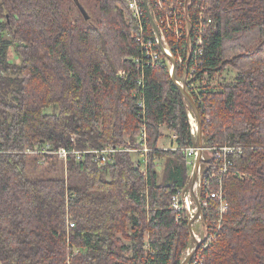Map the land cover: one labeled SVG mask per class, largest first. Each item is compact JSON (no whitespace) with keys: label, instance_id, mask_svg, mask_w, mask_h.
<instances>
[{"label":"trees","instance_id":"obj_1","mask_svg":"<svg viewBox=\"0 0 264 264\" xmlns=\"http://www.w3.org/2000/svg\"><path fill=\"white\" fill-rule=\"evenodd\" d=\"M79 1L88 20L74 0H0V264H182L189 221L185 214L177 221L171 206L175 191L190 183L186 149L198 145L189 103L168 66L145 70L154 148L145 175L125 151L142 121L133 96L135 22L123 0ZM210 5L215 24L201 70L231 68L237 78L204 104L193 98L204 146L247 147L235 159L247 177L225 180L228 214L189 264H264V0ZM162 126L171 140L165 150L158 147ZM46 144L121 151L104 166L92 154H71L65 163L53 153H26ZM211 160L208 154L204 170Z\"/></svg>","mask_w":264,"mask_h":264},{"label":"built area","instance_id":"obj_2","mask_svg":"<svg viewBox=\"0 0 264 264\" xmlns=\"http://www.w3.org/2000/svg\"><path fill=\"white\" fill-rule=\"evenodd\" d=\"M123 1L135 22L133 38L137 41L140 48V53L132 61L139 72L137 79L138 88L133 96L136 100L138 117L142 120L135 146L129 147L125 151L132 154L135 163L146 175L148 172L149 154L154 148L150 147L148 143L147 106L143 94L145 70L147 68L151 70L168 66L170 76L172 77L175 71L177 84L185 88L192 97L198 98L201 104H204L203 100L205 97L210 98L221 88L223 84L218 81L223 77V74L201 70V57L205 52V36L215 24V20L211 15L210 4L212 0H151V2L149 0V7L156 22L159 35L151 23L147 26L146 11L143 10L140 0ZM173 59L175 63L172 61ZM119 75L122 79H127L128 71L125 69L120 70ZM188 116L192 135L197 137L198 120L191 107L188 111ZM194 125H196V131ZM247 149L243 145L232 143L204 146L202 163L206 161L208 154L212 157V160L206 170H204L201 163L198 179L194 185L192 184V177L198 156V148L190 147L186 149L187 157L191 159L190 164L192 165L190 183L187 187L175 191L172 197L171 209L177 211V221L180 220L183 214L187 215L188 221H190L198 211L193 196V194H196L201 204V213L195 222L220 223L218 230L217 228H212L215 229L214 233L208 234L206 246L216 238L221 223L225 221L229 211L225 180L231 177L241 179L247 177L246 174L237 170L235 163L236 157L242 155ZM120 151L121 149L116 147L82 151L61 147L58 151H55L50 144H46L45 147L34 151L27 149L26 153L38 155L40 158L53 153L65 162H67L71 154H77L78 160L83 159L84 154H92L94 160L100 166H104L114 162L116 154ZM73 227H75V222L69 221V228ZM190 250L188 248L186 256L191 253L192 250ZM79 251V249L75 248L74 255L79 253ZM67 263H69V260Z\"/></svg>","mask_w":264,"mask_h":264},{"label":"water","instance_id":"obj_3","mask_svg":"<svg viewBox=\"0 0 264 264\" xmlns=\"http://www.w3.org/2000/svg\"><path fill=\"white\" fill-rule=\"evenodd\" d=\"M74 1H75L76 5L78 6L79 10L81 11V13L83 14L84 18L86 20H88L89 15H88L87 11L85 10V8L80 3V1L79 0H74ZM143 3H144L145 10H146L147 16L149 18V21H150L151 25L153 26V28L155 29L156 33L159 35L156 22L154 20V17L152 16V13H151V10L149 7V0H143ZM172 61L175 63L174 59ZM172 82L180 89L181 93L183 94V96L185 97L187 102L189 103L190 107L195 112V114L197 116V120H198V135H197V137H198V145H197L198 156H197V160H196V163L194 166L193 177H192V184L194 185L198 179V174H199V169H200V166L202 163V155H203V149H204L203 118H202L200 109H199L196 101L194 100V98L187 92V90L185 88H182L177 84L175 71H174V74L172 76ZM193 196H194L195 202L197 204L198 211H197V214L195 215V217L189 221V228H190L191 236L193 237V239H195V235H194V231H193L192 227H193L194 222L198 218L199 214L201 213V204H200L199 199L196 196V194H193ZM200 247H201V242L195 239L194 249L191 251V253H189L185 257L182 264H189Z\"/></svg>","mask_w":264,"mask_h":264},{"label":"rangeland","instance_id":"obj_4","mask_svg":"<svg viewBox=\"0 0 264 264\" xmlns=\"http://www.w3.org/2000/svg\"><path fill=\"white\" fill-rule=\"evenodd\" d=\"M85 2V0H82V2ZM12 51V50H11ZM13 52V51H12ZM11 52V53H12ZM10 57H11V60L12 61H14V62H17V61H19L17 58H15L14 57V55H13V53L10 55ZM223 78V79H222ZM218 82L220 83V84H226V83H230V82H235L236 81V78H237V72H236V70H234V69H229V70H227L224 74H223V77H222ZM49 112H51V110H49ZM165 132H167V131H165ZM165 132H163V134H162V140L160 139V141H159V144H158V146H170L171 145V142L169 141V140H163V135L165 134ZM190 161H191V159H189L188 157H187V162H188V164L190 165V166H192L191 164H190ZM66 163V162H65ZM214 225H217V230H218V228H219V225H220V223L219 222H208V224L206 225L204 222H194V224H193V231H194V233H197V234H199L200 235V237L202 238L201 239V244H203V242H204V247H207L209 244H207V246H206V243H207V241H206V239L208 238V234H213L214 233V230L215 229H209V227L208 226H214ZM202 230V231H201ZM202 232V233H201ZM204 232V233H203ZM201 234H203V235H201ZM121 236V238H122V235H120ZM123 240L126 242V243H128L129 241L128 240H126V239H124L123 238ZM195 247V240L193 239V237L191 236V242H190V246H189V248L192 250L193 248Z\"/></svg>","mask_w":264,"mask_h":264},{"label":"crops","instance_id":"obj_5","mask_svg":"<svg viewBox=\"0 0 264 264\" xmlns=\"http://www.w3.org/2000/svg\"><path fill=\"white\" fill-rule=\"evenodd\" d=\"M165 131H167V129H166V127L165 126H162V128H161V132H162V134H163V132H165ZM162 138V137H161ZM169 140L170 142H171V140L170 139H168V131L167 132H165V134L163 135V140ZM162 140V139H161ZM160 141V140H159ZM160 149H169L170 147H171V145L170 146H158Z\"/></svg>","mask_w":264,"mask_h":264},{"label":"bare ground","instance_id":"obj_6","mask_svg":"<svg viewBox=\"0 0 264 264\" xmlns=\"http://www.w3.org/2000/svg\"><path fill=\"white\" fill-rule=\"evenodd\" d=\"M136 126H137V125H136ZM194 129H195V131H196V125H194ZM90 146H91V145H90ZM197 222H199V221H197ZM201 231H202V230H201ZM201 233H202V232H201ZM203 233H204V232H203ZM201 235H203V234H201ZM195 237H196L195 239L198 240V241H201V239H202V238L200 237V235L197 234V233H195ZM195 239H194V240H195ZM190 251H191V250H190Z\"/></svg>","mask_w":264,"mask_h":264}]
</instances>
